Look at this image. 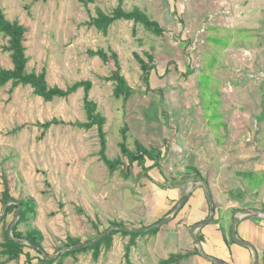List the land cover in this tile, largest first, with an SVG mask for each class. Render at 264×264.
I'll use <instances>...</instances> for the list:
<instances>
[{
    "label": "rangeland",
    "instance_id": "obj_1",
    "mask_svg": "<svg viewBox=\"0 0 264 264\" xmlns=\"http://www.w3.org/2000/svg\"><path fill=\"white\" fill-rule=\"evenodd\" d=\"M219 1L225 0H90L87 5L79 0H2L7 18L28 28V71L46 69L50 86L93 82L89 98L107 118L108 158L126 161L121 143L136 151L137 141L155 155L145 164L149 170L136 163L113 172L100 157L97 126L85 130L60 124L45 130L40 125L54 118L86 122L83 88L47 102L30 86L12 90L9 82L0 87V175L9 176L15 199H35L49 255L62 250L74 234L83 244L114 223L140 228L138 218L148 222L152 209L161 207L146 210L155 187L162 188L154 178L175 186L187 180L195 165L201 166L203 178H212L224 165L232 167L233 160L221 159V152L247 150L253 142L249 108L255 105L257 112L262 107L264 113V6L216 8ZM120 4L128 12L143 10L164 34L131 20L114 22L107 34L86 24L97 17L98 8L110 14ZM7 44L8 38L0 35V68L13 67ZM99 49L118 54L122 74L135 90L127 100L114 95L116 83L107 79L116 71L114 60L89 54ZM139 58L151 66L149 83ZM230 135L239 141L228 142ZM2 190L0 180V196ZM37 216L20 230L34 227ZM15 218L8 215L0 226V241ZM131 241L117 233L97 260L88 251L65 258L63 264H161L157 243L144 253ZM0 264H25V258L8 262L0 254ZM175 264L198 262L189 256Z\"/></svg>",
    "mask_w": 264,
    "mask_h": 264
},
{
    "label": "crops",
    "instance_id": "obj_2",
    "mask_svg": "<svg viewBox=\"0 0 264 264\" xmlns=\"http://www.w3.org/2000/svg\"><path fill=\"white\" fill-rule=\"evenodd\" d=\"M241 3H245L248 10L250 6L253 10L256 7L264 6V0H250L249 3L246 0H225L214 4L218 8L225 5L235 7V4L241 6ZM226 22L230 24L232 20L228 18ZM249 109H251V114H249L251 119L248 120V126L251 128L250 132L253 133L252 141L254 143L250 142L251 144H249L247 150L221 152V159L233 160L232 167L228 168L224 165L220 173L217 171V176L212 175V178L204 177L209 182L214 198L215 214L209 224L196 231L203 252L229 264H253L255 260L254 252L250 247L230 240L229 230L232 232L235 216H242L240 211L248 209L264 212V113H262V107L260 108L261 111L257 110L256 112L258 107L255 105ZM227 141L234 143L239 141V139L230 135ZM195 168L203 174L200 165H195ZM187 177L189 182L187 180V182L185 180L178 181L175 186H168V182L160 180L161 178L155 179L153 177V181L162 188L157 190V187H155L154 195L148 197L146 210L148 211L149 207H154L153 205L157 204L161 207L158 210L152 209L154 215L148 218V222L144 223L145 219L142 216L138 218L135 224L141 227L149 226L169 214L176 206V202L180 201L183 195L182 189L185 186L188 188L187 186L190 182L197 181L191 174L187 175ZM228 180L231 182L229 183ZM216 181L220 183H216ZM164 191H168L169 194L163 195ZM3 207L0 203V214L3 213ZM37 211H39V206H37ZM37 215V221L33 226L43 233L45 241L46 235L39 219L40 212ZM209 216L210 204L203 184L199 183L192 191L183 208L167 223L168 227L166 229H161L160 227L157 233L140 235L136 238L133 247L136 250L141 248L144 253H148L152 249V244L157 243V248L162 257L161 260L167 259L173 253L186 254L191 252V258L194 256L198 264H216L208 259L204 260L205 257L201 255L191 234V228L203 222ZM0 226L3 228L4 222L0 223ZM76 229L77 231L79 230L77 225ZM236 231L239 238L249 242L255 248L259 257L258 264H264V214L260 213L257 216L241 218L236 225ZM73 236H75L74 238H79L75 234ZM176 247L177 249L175 250L174 248ZM196 249H198L199 253L196 252Z\"/></svg>",
    "mask_w": 264,
    "mask_h": 264
},
{
    "label": "trees",
    "instance_id": "obj_3",
    "mask_svg": "<svg viewBox=\"0 0 264 264\" xmlns=\"http://www.w3.org/2000/svg\"><path fill=\"white\" fill-rule=\"evenodd\" d=\"M79 1L87 5L90 0ZM1 2L2 0H0V35L8 38V44L4 47V49L10 53L13 67L0 68V87L5 86L9 82L12 83V90H14L18 86H30L33 89L35 95L42 97L47 102H51L55 98H67L70 95L76 93L80 88H83L85 93L84 104L87 113L86 122H64L63 120L54 118L40 125L45 130L50 128L52 125L60 124L72 125L85 130H89L94 126H97L101 142L100 157L110 170L114 172L123 165L130 169V167H132L136 163L139 164L142 168L149 170L145 164L148 159L154 160L155 155L149 149H146L145 146L142 145L139 141H137L138 149L136 151L130 150L125 142L121 143V150L124 157H126V161L123 160V157L117 158L115 160H111L108 158L106 154L107 133L104 130L107 118L102 113L97 111L98 104L89 98L90 91L93 87V82L91 80L78 81L73 83L71 86H68L67 88H62L59 86H50L47 80L46 69H43L40 73H37L35 71H28L29 57L27 56V47L25 45L28 28L18 20H9L5 14L3 7L1 6ZM97 14V17H92L91 21L87 22L86 24L89 26H95L104 34H107L110 26L118 20H131L136 24L141 23L147 30L156 35L164 34V29L160 25V23L156 20H152L143 10L139 8H135L134 10L128 12L124 10L122 5L120 4L110 14L104 12L99 8L97 9ZM89 54L92 56L100 57L104 62H108L111 58L114 60L116 71L107 79L116 83L114 95L117 98L124 97L127 100L131 95L135 93V90L128 84L127 79L122 74L121 62L116 52L112 51L109 55L105 50L99 49L97 51L90 50ZM149 59L152 60L153 57L149 55ZM139 62L143 70V78L147 83H149L151 76V66H149L148 63L142 58H139ZM189 173L192 174L197 180L202 178L201 172L195 167H192ZM0 178L2 180L3 186V190L0 196V203L4 206L9 201H18L21 205L20 219L13 230L14 238H11L8 233V230L14 221L13 220L4 231L3 240L0 241V254L5 256L8 262L13 260H20L24 257L25 264H63L65 258L88 251H92L94 259L97 260L102 253V247L106 246L107 248H110L112 245L113 237L117 233L131 236V245H134L135 239L140 235L157 233L160 230V228H156L148 233H132L122 230H114L92 246L66 251L59 257L50 259L46 257V254L48 253L46 252L43 245V233L36 227H30L25 232L21 231L19 228L21 224L28 223L29 220H31L33 217H36L37 204L35 199L33 197H30L29 195L20 196L18 199H15L11 192V180L9 179V176L6 173H2ZM17 209L18 204L15 202L11 203L8 206L4 216L0 219V223L4 222L5 224L7 217L10 214L16 216ZM114 224L116 225L119 223ZM114 224H111V226ZM119 225L124 226V224ZM229 235L230 240L234 241L231 230H229ZM16 239H24L32 245H29L28 243L17 242ZM80 244H82L80 238L68 236L67 240L64 242V247L77 246ZM130 249V247L127 248V255L128 253H130ZM196 252L199 253L198 249H196ZM190 255L191 252L186 254L173 253L167 259H162L161 264L179 263L182 259H185Z\"/></svg>",
    "mask_w": 264,
    "mask_h": 264
},
{
    "label": "water",
    "instance_id": "obj_4",
    "mask_svg": "<svg viewBox=\"0 0 264 264\" xmlns=\"http://www.w3.org/2000/svg\"><path fill=\"white\" fill-rule=\"evenodd\" d=\"M199 183L203 184V186L205 188L206 196H207V199H208L209 204H210V216L206 220H204L203 222L198 223V224L194 225L191 228V234H192L193 240H194L195 244L197 245V247L199 248V251H200L202 256H204L205 258H207L208 260H210L211 262H214L216 264H229V263H227L225 261H222V260H219V259H217L215 257L206 255L203 252V249L201 247V242H200L199 238L196 235V231L198 229L202 228L203 226L209 224L212 221V219L214 217V214H215L214 198H213V195H212V192H211V189H210L209 182L205 178H200L197 181H192L191 182V184H192L191 187L187 188V190L183 193L180 201L176 204V206L173 208V210L169 214H167L164 218H162L160 221H158V222H155V223H153V224H151L149 226L140 227V228H135V227L133 228V227H130V226H121L119 224L112 225V226H110L107 230H105L102 234H100L97 238H95L92 241H89L87 243H83V244H80V245H77V246L64 247L62 250H60L55 255L46 254V257L50 258V259H54V258L59 257L61 254H63L66 251L77 250V249L85 248L87 246H92V245L96 244L98 241L102 240L105 236H107L108 234H110L114 230H122V231H127V232H132V233H148V232L152 231L153 229L160 228L163 225L167 224L173 218V216L176 215L183 208V206L188 201L192 191L195 189V187ZM14 202L18 204V209L16 211V218H15L14 222L12 223V225L10 226L9 230H8V233L11 236V238H14L12 233H13V230H14L15 226L17 225V223H18V221L20 219V210H21L20 203L18 201H9L8 203H6L4 205L3 213L0 215V219H1L4 216L8 206L11 203H14ZM260 213L264 214V212H262V211L260 212L258 210H249V209L248 210H242V211H240V214L242 216H235L233 224H232L233 240L236 243H238L240 245H243V246H246V247H250L253 250L254 255H255V260H254L253 264H258L259 257H258L257 251L255 250V248L249 242H247V241H245V240H243V239H241V238H239L237 236L236 225H237V223L239 222V220L241 218L250 217V216H257ZM16 241L17 242H21V243H28L29 245H32L31 243L27 242L24 239H16Z\"/></svg>",
    "mask_w": 264,
    "mask_h": 264
}]
</instances>
